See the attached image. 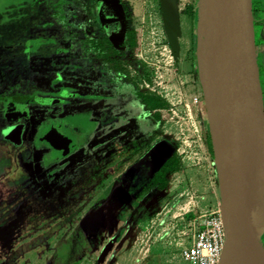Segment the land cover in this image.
Segmentation results:
<instances>
[{"label":"rangeland","instance_id":"obj_1","mask_svg":"<svg viewBox=\"0 0 264 264\" xmlns=\"http://www.w3.org/2000/svg\"><path fill=\"white\" fill-rule=\"evenodd\" d=\"M252 1L264 99V0ZM196 11L197 0H0V128H23L18 143L0 141V264H188L181 250L194 220L219 210V188L197 75L188 60L169 70L162 52L180 51L189 22L193 60ZM129 30L137 32L134 50L124 44ZM39 36L51 39L37 43ZM105 36L118 68L80 49L82 39ZM16 94L57 102L2 100ZM55 118L83 130L86 142L46 161L35 137ZM157 146L178 169L129 193L127 180ZM116 188L126 204L115 213ZM79 227L89 230L85 241L75 236Z\"/></svg>","mask_w":264,"mask_h":264},{"label":"water","instance_id":"obj_2","mask_svg":"<svg viewBox=\"0 0 264 264\" xmlns=\"http://www.w3.org/2000/svg\"><path fill=\"white\" fill-rule=\"evenodd\" d=\"M168 1L160 0L163 4ZM195 66L226 237L219 264H261L264 102L256 59L252 0H197ZM76 139L64 121L46 124L36 138L39 145L52 149L50 160L69 154ZM164 161L159 152L140 184Z\"/></svg>","mask_w":264,"mask_h":264},{"label":"trees","instance_id":"obj_3","mask_svg":"<svg viewBox=\"0 0 264 264\" xmlns=\"http://www.w3.org/2000/svg\"><path fill=\"white\" fill-rule=\"evenodd\" d=\"M253 4V2H252ZM74 6H79L80 3H74ZM58 7V6H57ZM59 8V7H58ZM54 16H58L59 19L64 20L63 16H61L60 14H57L56 12H54ZM195 16V14H194ZM253 27L255 29V23H254V18H253ZM51 38H49L48 40L50 41ZM256 39L255 38V45H256ZM48 40H45L40 38V36L38 37V40L36 41L38 42H46ZM24 45L30 44V41H23ZM33 44V42H32ZM124 44L128 47V49L130 50H134L137 46H139V41H138V37H137V32L135 30H129L125 33V40H124ZM80 45V49L83 53V55L85 57H88L90 59L93 60H100V62H102L101 66H104V64H108V62L112 67V64L114 66H116V68H118L119 66V60L116 59V57L119 55V52L117 49H115L112 44L110 43L109 37L105 36L104 38L101 39H82L79 43ZM256 59H257V54H256ZM104 63V64H103ZM100 64V63H99ZM105 64V65H106ZM193 66H194V71L196 72V68H195V55L193 57ZM112 69H107V81L106 82H111L112 84L115 83V81H117L116 74L113 73ZM262 87V86H261ZM262 96H263V91H262ZM11 100H16V101H20V102H25V103H29V102H46L47 104L50 103H55L57 101H53V100H48V101H42L41 98H39L38 96H35L34 94H31L29 96H21V95H17L15 97H12ZM143 101L146 102L149 105H152V107H159L161 105V102L159 100H157L156 102L151 100H148V98H143ZM201 101L202 104L203 103V97L201 96ZM264 101V99H263ZM205 112V109H204ZM179 167L178 164V160H176L175 158L172 157H168L161 165L160 167L157 169V171L154 173L152 179L150 180L149 184L154 182L155 180H160L161 182H165L163 179L165 177L166 174L168 173H173L174 171H176ZM127 185V183H126ZM125 185V187H126ZM122 188H116L112 197H111V201H110V206L112 209L114 208V212L116 213L117 210L122 209L125 204H126V198L124 196V192L122 191ZM78 229H80L81 233H77L75 234L76 237H78V239H81L82 237V241H85V239L87 238V233L89 232V230L87 228H81L79 227ZM82 236V237H81Z\"/></svg>","mask_w":264,"mask_h":264},{"label":"built area","instance_id":"obj_4","mask_svg":"<svg viewBox=\"0 0 264 264\" xmlns=\"http://www.w3.org/2000/svg\"><path fill=\"white\" fill-rule=\"evenodd\" d=\"M193 226L191 244L181 250L182 259L188 264H219L226 242L219 210L200 214Z\"/></svg>","mask_w":264,"mask_h":264},{"label":"crops","instance_id":"obj_5","mask_svg":"<svg viewBox=\"0 0 264 264\" xmlns=\"http://www.w3.org/2000/svg\"><path fill=\"white\" fill-rule=\"evenodd\" d=\"M264 12V11H263ZM185 33L183 31V34L181 37L177 38L176 42L180 48V51L179 49H176V48H170V47H165L164 48V51L165 52H162V54L166 57V59H169V63H168V69L170 70V68L174 67L175 63H176V60L178 61H182V62H187V60L190 62V68L191 70L193 71L194 69V66H193V60L191 61V58H190V50H191V27H190V24L188 22V25L185 29ZM185 49V50H184ZM178 50V53H174V51ZM178 61V62H179ZM188 65V67H189ZM171 68V69H172ZM196 68V66H195ZM194 73L197 75V73L194 71ZM94 98V97H93ZM96 100H101L99 97L96 98ZM106 123V121H105ZM159 152H160V155L162 157L165 158V160L170 156V150L166 147V146H157L156 148L152 149V151L148 154L147 157H150L149 159H146L148 161H144L145 165L143 164L140 168V170H138V172L136 173H133L130 178L127 180V185H126V189L129 193H134L135 191H138L140 189H142L143 186H146L149 184L150 180L152 179L154 173L157 171V169L160 167H158L153 173L152 175L143 183V184H140L143 176L145 175V172L147 171L148 169V166L151 164L152 160L159 156ZM136 174H139V175H136ZM136 175V176H135ZM140 184V185H139ZM191 244V243H190ZM190 244L188 246H185L186 247H189ZM184 248V247H183Z\"/></svg>","mask_w":264,"mask_h":264},{"label":"flooded vegetation","instance_id":"obj_6","mask_svg":"<svg viewBox=\"0 0 264 264\" xmlns=\"http://www.w3.org/2000/svg\"><path fill=\"white\" fill-rule=\"evenodd\" d=\"M253 2V1H252ZM254 3L252 4V10L254 9ZM264 12H262L261 14H263ZM253 18H254V15H253ZM255 19H256V17H255ZM256 25H258V29H259V27L261 26V24L260 23H256ZM255 34V33H254ZM256 38V37H255ZM23 44V51L22 52H25V51H27L28 50V48H26V47H28L27 45H24V43H22ZM3 47H4V45L3 46H1L0 47V49L2 50L3 49ZM258 54H260V53H258ZM17 95H21V96H29V94H16V95H11V96H6V97H2V100L3 101H5V102H9V103H20V104H22V105H28V104H37V105H42V104H45V103H40V102H27V103H25V102H20V101H16V100H11V98L12 97H15V96H17ZM93 97V96H92ZM91 97V98H92ZM95 97V96H94ZM90 98V97H89ZM50 104H52V103H50ZM53 121H56V122H61V121H64L63 119H57V118H55V119H52V120H50V121H48L47 123H45V124H43L42 126H41V128L38 130V133H39V131L46 125V124H48V123H51V122H53ZM65 123H66V121H64ZM107 122L108 121H106V123L105 122H103L102 121V124L103 125H105V124H107ZM68 125V127L70 126L69 124H67ZM22 126L20 125V124H13L12 122L10 123V125L8 124L7 126H4L3 128H0V141H2L4 144H6L5 142H7V143H10V142H13V143H18V141L20 140L19 139V136H20V134L22 133ZM69 129L71 130V132L72 133H74V134H76V136H77V139H76V145L74 146V148L71 150V152L76 148V147H78L79 145H81V144H84V142H86L84 139H83V135H85L86 133H84V131L83 130H79V129H77V128H74V127H69ZM38 133L36 134V137H35V143H36V145L38 146V147H45V148H47L48 149V152H47V154H46V157H45V160L47 161V159L49 160V161H51L50 159H49V156H50V154H51V152H52V149L49 147V146H47V145H39L38 143H37V140H36V138H37V135H38ZM80 137H82V139H83V141H81V138ZM17 139V140H16ZM78 139H79V143H78ZM83 142V143H82ZM70 152V153H71ZM69 153V154H70ZM69 154H67V155H69ZM67 155H65V156H67ZM62 157H64V156H62ZM62 157H59V158H56V160H58V159H60V158H62ZM55 160V159H54Z\"/></svg>","mask_w":264,"mask_h":264},{"label":"bare ground","instance_id":"obj_7","mask_svg":"<svg viewBox=\"0 0 264 264\" xmlns=\"http://www.w3.org/2000/svg\"><path fill=\"white\" fill-rule=\"evenodd\" d=\"M260 261H261V264H264V252L260 251Z\"/></svg>","mask_w":264,"mask_h":264}]
</instances>
